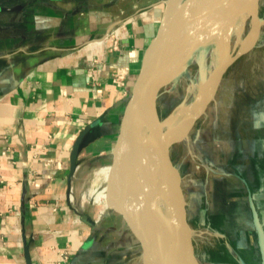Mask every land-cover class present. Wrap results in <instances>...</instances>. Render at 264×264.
Returning <instances> with one entry per match:
<instances>
[{
	"label": "crops",
	"instance_id": "0c3cea01",
	"mask_svg": "<svg viewBox=\"0 0 264 264\" xmlns=\"http://www.w3.org/2000/svg\"><path fill=\"white\" fill-rule=\"evenodd\" d=\"M165 1L0 0V264H28L27 247L31 264H125L127 255L137 258L139 243L130 231L132 241L123 242L126 225L115 221L120 235L110 237L91 215L94 226L83 222L69 193L91 163H112ZM122 26L113 50L105 37ZM89 56L104 61L96 75L88 69ZM246 129L215 151L214 166L231 174L212 172L193 182L202 190L195 212L187 211L190 226L227 238L196 250L200 264H264V110ZM86 130L72 175L74 145ZM122 210L145 231L138 210Z\"/></svg>",
	"mask_w": 264,
	"mask_h": 264
},
{
	"label": "bare ground",
	"instance_id": "6f19581e",
	"mask_svg": "<svg viewBox=\"0 0 264 264\" xmlns=\"http://www.w3.org/2000/svg\"><path fill=\"white\" fill-rule=\"evenodd\" d=\"M200 1L188 0L180 14L179 20L182 24L186 25L192 19ZM220 1L208 0L181 40L164 52L157 73V83L163 81L175 68L168 90L174 91L181 84L185 86V97L165 123L160 121L154 109L150 110L149 116L134 138L133 182L125 190L126 193L131 190L136 204L134 201L133 203L137 207H132L127 200L122 204L139 209L145 231L155 242L164 245L166 254L171 259L174 258L173 264L190 262L183 241L170 232L171 226L177 222L178 200L161 158L162 148L174 142L182 148L184 156L193 155L190 132L196 123L194 117L198 115L206 118L209 104L215 98V89L217 91L221 83L220 81L216 84L214 75L234 57L236 50L249 51L256 43L259 30L257 0H225L219 5ZM249 21L251 29L246 34ZM242 23L246 24L243 26ZM234 25L244 27V30L238 31L239 35L235 34ZM228 35H234L236 39L230 40ZM223 37L225 41L222 43ZM111 168V165H105L96 170V175H103L106 180V185L101 191L91 193L97 203L107 200V181ZM71 198L75 203L74 194ZM107 206L105 205L106 208ZM83 208H80V211H83ZM192 235L194 237V231ZM136 264H144L142 255Z\"/></svg>",
	"mask_w": 264,
	"mask_h": 264
},
{
	"label": "rangeland",
	"instance_id": "374dc122",
	"mask_svg": "<svg viewBox=\"0 0 264 264\" xmlns=\"http://www.w3.org/2000/svg\"><path fill=\"white\" fill-rule=\"evenodd\" d=\"M258 12L259 20L264 21V0H259ZM251 20L253 21V17H251ZM242 24L244 26L246 23ZM234 26L233 31L235 34L239 35L238 31L244 30V27L241 28L239 25ZM250 29L251 22L249 21L246 27V34L249 33ZM228 38L234 41L236 36L228 35ZM256 40L255 45L247 51L248 53L246 52L238 57L224 73L219 88L215 93V98L209 104L206 118H197L190 132V144L193 155L187 154L184 156L182 148L177 144L170 150L171 159L182 176L183 190L186 202L188 203V215L195 212L194 209L198 207L197 201L199 200L200 191L202 190L200 185L194 184L195 181L198 182L201 178L210 176L212 172H219L224 176L231 174L227 169H218L214 166V162L217 161L216 158H214L217 147L223 146L228 137L241 136L244 134L243 130L249 128L252 123L255 122L256 118L259 117L260 113H263L264 27L260 32L258 30ZM224 41L225 38L223 37L222 43ZM237 53L238 50L234 52V56H236ZM171 81L161 91L157 101V112L161 120L167 119L182 103L185 97V86L181 84H179L174 91L168 90ZM244 126L246 127L244 128ZM213 145L216 147L215 149H213ZM218 158L220 162L223 156L218 155ZM95 164L96 163H91L76 176L70 189L69 203L78 214H87L94 217V220L98 219L99 229H101V231L107 229L108 236L119 237L120 233L113 228L114 222L118 221L120 224H125L115 212L109 211L105 207V205H108L107 200L97 203L94 196L91 194H94V191L95 193L101 191L106 185L104 176L96 175V170L100 168V166ZM103 166L105 165H101V167ZM206 182L205 187L209 185V180ZM73 194L75 196V203H73L71 198ZM208 194H210V191L205 195L207 207L210 205ZM126 200L131 206H136L133 203L134 197H132L131 190L128 192ZM104 207L105 212H103ZM80 208H83V211H80ZM136 210L139 211V209ZM191 228L195 231L194 238H197L196 250L198 254L203 251L202 248L204 247V243L206 246H209L213 239H217L213 235L215 233L208 235V231L205 227L194 226ZM129 231L128 229L122 230V234L125 237L123 240L124 243L128 242L127 237L129 241L131 240L128 234L130 233ZM96 233L99 232L97 231ZM221 234L222 233L215 234V236L219 238ZM122 253V256L125 258L126 255L123 251ZM141 255V248L137 246V258L133 257V259L130 260V256L127 255L126 258L128 260L125 264H136Z\"/></svg>",
	"mask_w": 264,
	"mask_h": 264
},
{
	"label": "water",
	"instance_id": "95a60500",
	"mask_svg": "<svg viewBox=\"0 0 264 264\" xmlns=\"http://www.w3.org/2000/svg\"><path fill=\"white\" fill-rule=\"evenodd\" d=\"M187 2L188 0L165 1V9L160 27L146 49L141 70L138 74L131 96L123 114L120 131L113 149V161L111 163L112 168L107 181V209L109 211L115 212L137 239L141 248L144 264H173L174 258L171 259L170 256L166 254L163 247L164 245H160L158 242H155L149 233L142 230L137 224L134 223V221H132V219L126 216L122 210V204L126 200L128 194V191L126 193L125 190L126 188L128 189L133 182L132 149L134 138L149 116L150 110L154 109L158 116L157 101L159 95L173 78L175 68L164 77L163 81L157 83V73L159 71L162 59L164 58V52L167 48L175 46L178 41L181 40L183 34L187 31L200 12H202L208 0H201L199 2L194 16L188 21L186 25H184V23H181L179 18ZM224 2L225 0H221L219 5ZM256 2L258 5L259 0ZM259 21L260 32L264 27V21ZM245 53L246 52H238L236 56L231 58L218 71V73L214 75L213 80L215 79L216 84L220 83L224 73L237 60V58ZM168 118L163 120L160 118L159 119L162 123H165ZM194 118L195 123L198 115ZM87 131L88 130L84 131L79 136L74 145L71 159L72 175H74L78 168V155ZM174 145V142L166 144L163 146V151L161 153L162 161L166 165L178 200L177 222L175 225L171 226L170 232L171 235H176L183 241L190 264H200L196 253L194 237L192 235L194 229L191 228L188 222L186 198L182 185V176L178 168L174 165L170 156V150ZM80 218L83 222L94 226L87 214H82ZM262 248L264 250V238H262ZM26 259L27 263L31 264L28 247L26 248Z\"/></svg>",
	"mask_w": 264,
	"mask_h": 264
},
{
	"label": "built area",
	"instance_id": "2783aa9c",
	"mask_svg": "<svg viewBox=\"0 0 264 264\" xmlns=\"http://www.w3.org/2000/svg\"><path fill=\"white\" fill-rule=\"evenodd\" d=\"M125 27H119V28H114L108 35L105 37V40L108 42L112 43V48L113 50H117L119 47V42L122 37V33L124 32ZM105 40H100V44H102L103 41ZM104 61H102L98 56H89L87 57V66L88 69L90 70L93 75H96V72L101 70L103 68ZM121 79L122 76L119 75L118 79ZM63 262L68 259L67 255L63 257Z\"/></svg>",
	"mask_w": 264,
	"mask_h": 264
},
{
	"label": "flooded vegetation",
	"instance_id": "af4514ba",
	"mask_svg": "<svg viewBox=\"0 0 264 264\" xmlns=\"http://www.w3.org/2000/svg\"><path fill=\"white\" fill-rule=\"evenodd\" d=\"M207 231H208V235H212L213 233H215V234H220V233H216V232H214V231H212L211 229H209V228H205ZM215 234H213L214 235V237L215 238H217V239H213V241L215 240L216 242H220V241H224L225 243H226V236L222 233L221 234V236L218 238L217 236H215ZM211 243V242H210ZM232 253V252H231Z\"/></svg>",
	"mask_w": 264,
	"mask_h": 264
}]
</instances>
